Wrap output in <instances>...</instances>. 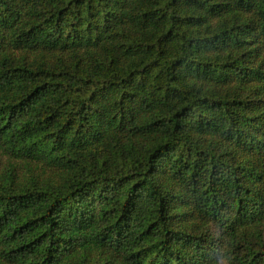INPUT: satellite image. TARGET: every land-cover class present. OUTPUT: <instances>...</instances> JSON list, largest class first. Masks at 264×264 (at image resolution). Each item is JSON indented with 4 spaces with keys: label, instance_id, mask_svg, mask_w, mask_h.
Segmentation results:
<instances>
[{
    "label": "trees",
    "instance_id": "trees-1",
    "mask_svg": "<svg viewBox=\"0 0 264 264\" xmlns=\"http://www.w3.org/2000/svg\"><path fill=\"white\" fill-rule=\"evenodd\" d=\"M0 264H264V0H0Z\"/></svg>",
    "mask_w": 264,
    "mask_h": 264
}]
</instances>
